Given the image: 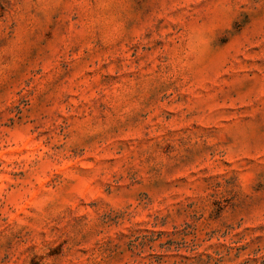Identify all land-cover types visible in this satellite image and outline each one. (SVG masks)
<instances>
[{"label": "rangeland", "instance_id": "rangeland-1", "mask_svg": "<svg viewBox=\"0 0 264 264\" xmlns=\"http://www.w3.org/2000/svg\"><path fill=\"white\" fill-rule=\"evenodd\" d=\"M0 264H264V0H0Z\"/></svg>", "mask_w": 264, "mask_h": 264}]
</instances>
